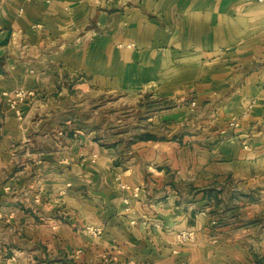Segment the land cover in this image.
I'll return each mask as SVG.
<instances>
[{
    "label": "crops",
    "instance_id": "obj_1",
    "mask_svg": "<svg viewBox=\"0 0 264 264\" xmlns=\"http://www.w3.org/2000/svg\"><path fill=\"white\" fill-rule=\"evenodd\" d=\"M263 80L258 0H0V264H264Z\"/></svg>",
    "mask_w": 264,
    "mask_h": 264
},
{
    "label": "built area",
    "instance_id": "obj_2",
    "mask_svg": "<svg viewBox=\"0 0 264 264\" xmlns=\"http://www.w3.org/2000/svg\"><path fill=\"white\" fill-rule=\"evenodd\" d=\"M259 2H264V0H258ZM262 84L264 86V80L262 81ZM28 94H26L23 90L19 89L17 91H15L13 93V95H7V99L10 103V105L12 107H15L17 105V102L22 101L25 97H27ZM232 126H237V123L235 121H232L230 123ZM121 188H126L125 185H122ZM137 194L134 193V196H136ZM126 201V200H125ZM127 210H129V208H127ZM131 224H135L136 223V219L133 218L132 220H130ZM156 226V224H155ZM86 231L91 234V235H98L101 231L100 228L98 227H92V226H87L86 227ZM194 239V233L191 231H181L178 233L177 235V241L179 244H183L186 242H190L193 241Z\"/></svg>",
    "mask_w": 264,
    "mask_h": 264
},
{
    "label": "rangeland",
    "instance_id": "obj_3",
    "mask_svg": "<svg viewBox=\"0 0 264 264\" xmlns=\"http://www.w3.org/2000/svg\"><path fill=\"white\" fill-rule=\"evenodd\" d=\"M113 99L111 100V105H113V107H115V109L118 110L119 114H121V112H127V111H130L131 108H133L132 106V103L133 101L132 100H128V99H118V96L115 94L113 97ZM148 101V100H147ZM99 102L101 103V105L103 106H106V105H109L107 104V99H103V102H102V99H99ZM151 106V105H150ZM103 108V107H102ZM99 112V111H98ZM118 115V114H117ZM111 116L112 113H111ZM116 117V115H115Z\"/></svg>",
    "mask_w": 264,
    "mask_h": 264
},
{
    "label": "trees",
    "instance_id": "obj_4",
    "mask_svg": "<svg viewBox=\"0 0 264 264\" xmlns=\"http://www.w3.org/2000/svg\"><path fill=\"white\" fill-rule=\"evenodd\" d=\"M143 138H153V136L143 135V136H137V137H135V139H143Z\"/></svg>",
    "mask_w": 264,
    "mask_h": 264
}]
</instances>
